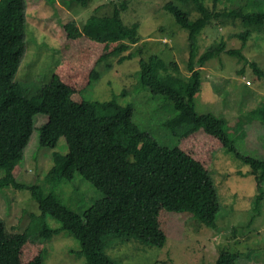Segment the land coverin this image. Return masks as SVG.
I'll use <instances>...</instances> for the list:
<instances>
[{
	"label": "trees",
	"instance_id": "trees-1",
	"mask_svg": "<svg viewBox=\"0 0 264 264\" xmlns=\"http://www.w3.org/2000/svg\"><path fill=\"white\" fill-rule=\"evenodd\" d=\"M178 1L183 8L173 0H166L162 8L188 31L189 74H172L171 69L178 71V63L167 64L157 53L139 59L141 84L153 94L169 98L176 110L166 125L179 137V144L168 147L141 130L132 119L130 103L120 104L116 97L90 99L83 94L84 88L99 78L100 62L140 40L139 22H125L121 15L125 2L114 5L111 13L64 22L57 30L60 61L49 82L29 94L14 78L25 52L26 2L0 0V189L28 188L41 211L31 213L26 227L17 232L9 230L0 218V264H42L44 240L54 230L46 222V214L79 240L77 254L84 256V264H117L104 251V240L110 234L164 246L168 211L216 227L219 197L210 174L214 154L224 148L240 156L228 127L234 133L239 123L254 119L264 125V104L240 113L236 127L227 126V120L215 113H198L194 100L203 82L201 68L225 51L249 62L256 77L263 76L264 70L249 61L241 47L227 48L224 39L198 53L197 37L212 21L239 19L245 29L236 36L243 45L251 31L263 30L264 12H244L241 6L219 11L221 0ZM191 11L196 16H190ZM136 52L124 57L132 58ZM39 113L47 116L37 128L39 145L55 147L63 136L68 148L64 153L53 151L45 180H71L78 173L103 193L82 213L64 204L44 185L18 180L24 149L36 127L34 116ZM240 158L261 188L264 155ZM261 197L262 189L256 195L255 208ZM238 257L235 248H222L212 264H236Z\"/></svg>",
	"mask_w": 264,
	"mask_h": 264
},
{
	"label": "rangeland",
	"instance_id": "rangeland-1",
	"mask_svg": "<svg viewBox=\"0 0 264 264\" xmlns=\"http://www.w3.org/2000/svg\"><path fill=\"white\" fill-rule=\"evenodd\" d=\"M166 0H25L26 32L25 52L14 76L29 94L49 82L60 61L61 49L58 28L68 20L82 21L90 14L111 13L114 5L125 2L121 15L125 22H139V42L118 55H113L97 65L100 76L83 91L90 99L108 100L116 97L120 104L133 106L132 119L160 144L173 147L179 137L166 125L175 115L173 102L164 95H155L139 80V59L157 53L167 64L178 63V71L188 75V31L178 24L174 16L162 6ZM168 1V0H167ZM176 4L184 7L178 0ZM243 7L244 12H264V0H221L219 11ZM190 16H196L191 11ZM225 19V18H224ZM251 26V25H248ZM263 30L251 31L245 44L236 32L245 29L241 20L227 18L212 21L198 34V53L206 45L224 39L227 48L241 47L242 54L264 70V21ZM137 51L132 58L124 57ZM241 68L243 72H239ZM249 62L238 55L223 51L202 68L201 90L195 96L198 113L212 112L227 120V126L236 127L239 114L264 104V75L256 77ZM47 121L45 114L34 116L31 137L20 161L18 180L27 185L39 183L53 191L67 206L82 213L103 193L78 173L71 180L47 181L46 173L52 166V153L67 152L63 136L55 147L40 146L38 127ZM234 133V147L241 155L262 158L264 155V125L259 119L244 120ZM240 156L224 148L213 157L210 174L219 197L216 227L212 228L182 213L168 211L167 240L164 246L149 245L137 238L110 234L105 238L104 251L117 264H212L219 250L235 248L239 252L236 264H264V182L261 188L249 173V165ZM3 169L0 168V175ZM258 207L256 195L261 191ZM31 191L10 186L0 189V218L9 230L22 231L31 213L39 214ZM46 222L54 230L44 240L42 264H84L78 255L79 240L69 231L59 228L60 222L49 214Z\"/></svg>",
	"mask_w": 264,
	"mask_h": 264
}]
</instances>
